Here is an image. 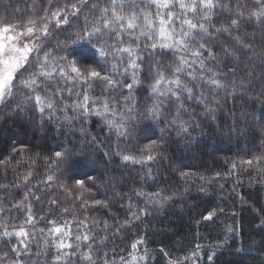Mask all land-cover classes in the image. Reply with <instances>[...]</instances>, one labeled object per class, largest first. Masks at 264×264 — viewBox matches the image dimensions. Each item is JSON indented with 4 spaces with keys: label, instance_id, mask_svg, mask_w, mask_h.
<instances>
[{
    "label": "trees",
    "instance_id": "trees-1",
    "mask_svg": "<svg viewBox=\"0 0 264 264\" xmlns=\"http://www.w3.org/2000/svg\"><path fill=\"white\" fill-rule=\"evenodd\" d=\"M78 2L0 0V22L21 24L29 18L44 16L46 10L51 13L68 5L70 23L50 28L53 34L44 43L45 49L53 50V55H63L58 44L65 41L70 44L75 33L84 28L85 17L89 27L95 23L99 9L92 10V4H103L105 0H88L77 16L72 17L71 4ZM248 2L241 0V3ZM222 3L232 6L234 15L236 0H222ZM229 15L227 8L218 10L213 16L215 27L225 25ZM240 34L252 44L255 55L239 50L238 59L225 56L223 48L234 47L235 43L221 35L209 42L217 53L216 60L207 61L214 69L225 73L223 79L229 89L235 79L237 93L230 95L220 90L209 96L211 106L216 109L214 114L204 112L194 100H185L188 111L182 113L181 119L190 125L188 133L178 134L170 128L176 109L165 104L160 120L152 126L153 139L162 137V147L154 160L143 164L124 162L122 155L139 157L140 150L149 142L141 139V132L149 123L142 114L153 103L149 88L155 73L153 66L160 60L165 66L172 63L171 53L165 57L160 49L153 53L152 49L144 47L149 43L145 37H140L143 57L138 61L140 83L133 91L136 119L129 122L135 132L128 139H118L96 116H81L71 107L62 110L66 103L71 104L76 99L74 94L69 96L66 89L71 88L73 93L82 91L80 85L71 82L58 81L49 85L47 93L41 92L56 101L54 112L46 110L41 115L33 107L34 101L23 111L16 110L15 105L23 99V93H18L7 106L0 105V208L4 209L0 222L9 225L10 231L12 225L16 228L24 225L34 233V238L28 242L30 255L19 257L11 251L20 244L19 240L15 236L0 235V264H12L16 259L27 264L37 261L38 264H88L80 256L88 250V244L120 264V257L126 261L131 259V244L139 239L144 243L138 245L133 254H146V261L141 264H168L169 260H180L182 264H264V225L260 223L264 220V171L240 163L264 153V125L258 119L264 109V55L261 54L264 28L255 21L245 20ZM132 39L125 34L124 46ZM82 47L70 45L67 51H78ZM124 61L121 68L127 66V54ZM132 73L133 69H129L127 74L121 71L114 75L122 83H131ZM184 79L191 87L193 82L187 77ZM57 86L62 89L63 98L55 94ZM104 89L102 82H93L89 95L101 99L111 96L123 105L126 88L110 93ZM92 137L96 138L94 142ZM56 151L70 152L79 162L74 161L69 172L67 165L54 162ZM233 163L237 165L235 169ZM181 172L194 175L186 180L181 178ZM48 175H53L54 179L47 181ZM76 179L85 181L83 188L75 184ZM138 191L160 192L161 197L170 199L160 207L137 196ZM95 200L102 203L96 205ZM17 204L20 207H13ZM29 206L35 218L32 225L24 224ZM130 206L133 210L147 208L148 214H140L139 220L125 226ZM210 211L215 215L211 220H204ZM52 220L70 229L72 236L68 242L74 248L80 244L75 255L63 256L59 262L54 259L55 247L51 242L45 245L44 234L40 232L43 228L46 234L52 227L48 222ZM2 231L0 228V233ZM85 233L92 237L88 242L75 241V235ZM65 251L72 253L73 250ZM4 253H7L6 258H3ZM193 253H197L196 257ZM185 257L189 259L185 261Z\"/></svg>",
    "mask_w": 264,
    "mask_h": 264
},
{
    "label": "snow or ice",
    "instance_id": "snow-or-ice-1",
    "mask_svg": "<svg viewBox=\"0 0 264 264\" xmlns=\"http://www.w3.org/2000/svg\"><path fill=\"white\" fill-rule=\"evenodd\" d=\"M51 2L52 0H49L50 4ZM87 2L88 0H79L78 3H72L70 15L76 17ZM67 8L68 5H65L64 8H57L51 13L46 10L44 16L29 18L21 24L0 22V105L7 106L18 93H23V99L15 105L16 110L23 111L26 105L34 101L33 107L41 115L46 110L54 112L57 107L56 101L50 95H41V92L47 93L49 85L58 81L71 82L73 85H80L82 91L73 93L71 88L66 89L68 95L74 94L76 99L71 104L66 103L62 110L71 107L81 116H96L118 139H128L135 132V128L129 122L136 119L134 113L137 105L133 91L140 83L137 78V71L141 67L138 61L143 60L140 54V37H145L149 43L144 47L152 49L153 53L160 49L165 57L171 53L172 63L165 66L163 60H160L153 66L155 73L149 85L153 103L147 106L145 113L142 114L149 123L141 132V139L149 142L140 150L139 157L122 155L124 162L141 164L154 160L162 147V137L153 139L155 133L152 126L160 120L161 110L165 104L176 109L175 117L169 122L170 128L178 134L188 133L190 125L181 119L182 113L188 111L185 100H194L202 106L204 112L214 114L216 109L211 106L209 96L220 90L230 95L237 93L235 79L231 82L233 87L229 89L228 82L223 79L225 73L207 63L208 60L215 61L217 57L216 51L210 47L209 42L223 35L235 43L234 47L223 48L225 56L238 59L239 50H248L250 55H255L252 44L247 43L240 34L241 24L245 20L255 21L264 28V0H249L248 3L236 0L234 15L231 14L232 6H226L222 0H105L103 4H92V10L99 9L96 22L89 27L88 19L85 17L84 28L75 33L70 44L67 41L58 44L57 47L64 54L56 56L53 55L52 49H45L44 43L53 34L50 28H60L61 25L70 23ZM225 8L230 13L227 23L215 27L214 14ZM125 34L133 38L127 46H124L123 41ZM70 45L83 47L78 51L69 52L67 49ZM88 49L92 51L89 52ZM124 54H127V66L121 68L125 63ZM261 54L264 55V52ZM129 69H133L131 83H122L114 75L121 71L127 74ZM185 77L193 82L191 87L185 83ZM96 81L102 82L105 85V92L109 93L115 89L126 88L127 95L123 96V105H119L111 96L103 99L90 96L93 82ZM55 94L63 98L59 86L55 88ZM258 119L264 125V109H261ZM95 139L92 137L93 142ZM54 156L56 158L54 162L57 165H67L69 172L74 161L79 162L70 152L56 151ZM240 163L264 171V153L254 155L251 159L242 160ZM236 167L237 165L233 163L232 168ZM148 175L151 176V170ZM180 175L182 179L187 180L194 174L181 172ZM219 175L217 173V176ZM53 179V175L47 176V181ZM75 184L83 188L85 181L76 179ZM136 195L160 207L170 199V197H161L160 192L138 191ZM80 198H83V193ZM24 199L26 200L27 196ZM93 203L100 205L102 201L95 200ZM104 206L107 207V204L105 203ZM13 207L18 208L20 205ZM3 212L4 209L0 208V213ZM129 213V219L124 222L125 226L132 220H139L140 214L147 215L148 210L147 208L133 210L130 206ZM214 215L215 212L210 211L203 219L211 220ZM34 219L29 206L24 224L32 225ZM48 223L52 227L47 233L45 234L43 228L40 232L44 234V244L48 245L51 242L55 247L57 251L55 261L59 262L63 256L75 255L80 249V244L77 243L74 248L73 244L68 242L72 236L70 229L66 225L58 226L54 220ZM260 223L264 225V220ZM0 228L3 229L0 233L3 237L15 236L19 240L20 244L11 249L17 257L30 255L28 242L34 238V233L26 230L24 225L19 228L12 225L10 231L9 225L0 222ZM229 231L232 229L229 228ZM91 238L87 233L75 235L77 242H88ZM143 243V239L132 243L133 252L129 254L131 259L126 261L124 257H120V264H141L146 261V254L143 256L133 254L137 251L138 245ZM67 249H72V253L65 251ZM87 249L80 256L88 264H116L115 260L108 258L107 253L93 249L91 244H88ZM40 254L37 253L38 256ZM196 254L193 253L194 256ZM6 257L7 253H4L3 258ZM184 259L187 261L189 257ZM211 259L212 257L209 256V260ZM12 264H27V262L16 259ZM34 264H38V261ZM168 264H182V262L169 260Z\"/></svg>",
    "mask_w": 264,
    "mask_h": 264
},
{
    "label": "rangeland",
    "instance_id": "rangeland-1",
    "mask_svg": "<svg viewBox=\"0 0 264 264\" xmlns=\"http://www.w3.org/2000/svg\"><path fill=\"white\" fill-rule=\"evenodd\" d=\"M194 257V256H193ZM196 257V256H195ZM195 259V258H194Z\"/></svg>",
    "mask_w": 264,
    "mask_h": 264
}]
</instances>
